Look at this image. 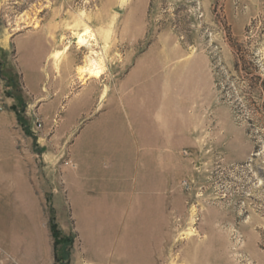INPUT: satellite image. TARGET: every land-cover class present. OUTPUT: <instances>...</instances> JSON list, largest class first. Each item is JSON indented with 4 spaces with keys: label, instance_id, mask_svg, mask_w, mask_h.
<instances>
[{
    "label": "rangeland",
    "instance_id": "374dc122",
    "mask_svg": "<svg viewBox=\"0 0 264 264\" xmlns=\"http://www.w3.org/2000/svg\"><path fill=\"white\" fill-rule=\"evenodd\" d=\"M0 264H264V0H0Z\"/></svg>",
    "mask_w": 264,
    "mask_h": 264
},
{
    "label": "bare ground",
    "instance_id": "6f19581e",
    "mask_svg": "<svg viewBox=\"0 0 264 264\" xmlns=\"http://www.w3.org/2000/svg\"><path fill=\"white\" fill-rule=\"evenodd\" d=\"M84 40L85 39L83 37V34L80 35L79 42L82 43V42H84ZM55 57H57V56H55ZM96 59L92 55L87 56V63L85 66L81 67L80 72L84 73L85 75H88V76L99 77L101 74V66L98 64Z\"/></svg>",
    "mask_w": 264,
    "mask_h": 264
}]
</instances>
